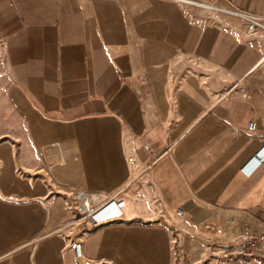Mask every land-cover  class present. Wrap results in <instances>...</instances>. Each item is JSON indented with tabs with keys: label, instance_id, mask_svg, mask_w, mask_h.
<instances>
[{
	"label": "crops",
	"instance_id": "crops-1",
	"mask_svg": "<svg viewBox=\"0 0 264 264\" xmlns=\"http://www.w3.org/2000/svg\"><path fill=\"white\" fill-rule=\"evenodd\" d=\"M238 12L264 26V0H0V264H80L74 238L93 264H264V239L241 254L264 235V27ZM78 189L121 217L85 230Z\"/></svg>",
	"mask_w": 264,
	"mask_h": 264
},
{
	"label": "built area",
	"instance_id": "built-area-1",
	"mask_svg": "<svg viewBox=\"0 0 264 264\" xmlns=\"http://www.w3.org/2000/svg\"><path fill=\"white\" fill-rule=\"evenodd\" d=\"M239 15L244 16L248 21L247 32L249 34L253 33L256 28L264 27L260 20L252 15H246L238 12ZM1 41V37H0ZM248 129L254 130L256 127L255 121H250L248 123ZM141 146L144 150L151 152L148 144L141 140ZM66 142H60L55 144L52 148H48L45 150L46 152V163L51 165L52 163L62 161L66 159L68 155ZM60 153L56 157H50L51 152ZM264 159V144L261 149L255 154L253 157V164L258 165ZM74 203H75V212L80 217L83 227L85 230H92L102 223L109 222L114 219H118L121 217V209L123 208L125 201L123 198L119 197L117 194H113L108 196L105 200H101L98 195L94 193H90L85 190L78 189L74 194ZM177 215H181L182 212L178 210L176 212ZM234 221H232L233 223ZM208 229L211 232L220 233V229L210 225ZM264 239L263 234H251L247 233L246 241H245V250L241 252V254L248 256L250 255L249 247L260 243ZM71 248L74 252L76 260L80 264H93L92 261L88 258H85L82 252V244L78 238H74L71 243ZM180 254L183 253L182 250H179Z\"/></svg>",
	"mask_w": 264,
	"mask_h": 264
}]
</instances>
